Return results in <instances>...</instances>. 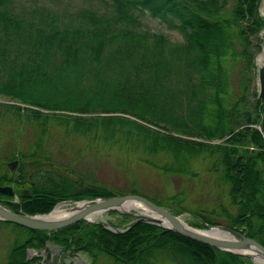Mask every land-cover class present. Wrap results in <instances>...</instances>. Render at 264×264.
I'll use <instances>...</instances> for the list:
<instances>
[{
  "label": "trees",
  "instance_id": "1",
  "mask_svg": "<svg viewBox=\"0 0 264 264\" xmlns=\"http://www.w3.org/2000/svg\"><path fill=\"white\" fill-rule=\"evenodd\" d=\"M14 1L0 0V69L9 72L10 78L18 77L17 82L4 83L7 94L37 107L65 111L51 113L63 120H72L75 126L84 124L87 128L90 123L94 126L97 123L105 135L115 136L119 133L116 128L124 129L125 136L136 134V138L146 143L143 148L146 147L148 153L170 151L177 165L158 167L163 172L189 174L186 161L200 147L208 148L209 154L218 150L224 176L230 184L231 202L237 205L236 213L228 215L227 226L243 228L247 236L264 246V137L258 130L244 128L249 148L240 146L243 136L240 132L232 134L224 145L204 144L154 130L125 115L145 120L151 113L154 121L172 122V117L165 116L157 90H164L166 82L176 76L178 84H184L187 92L185 99L182 98L185 120L175 123L180 128H174L188 136H201L202 129L211 138L233 132L236 118L241 114L239 107L246 97L243 95L227 106L226 56L231 46L230 32L236 27L243 37L242 57L248 68L250 57L246 47L250 41L243 36L241 22L246 23L249 33L264 27V18L257 11L259 0H234L230 19L221 14L227 0H110V16L85 10L82 17L86 25L75 28L60 26L56 18L49 19L51 14L39 9L26 15H12L6 4ZM138 10H146L178 30L184 41L170 45L163 34L143 29L136 14ZM84 76L93 79L89 80L93 88L80 86L86 79ZM27 89L36 92L30 93ZM161 97L162 100L167 97L170 103L175 100L173 93ZM149 100L154 102L149 103ZM255 105L253 116L256 117L246 116L245 120L261 124L264 131V101L257 100ZM176 107H182L181 103H172L170 109ZM29 111L33 116H48L39 110ZM66 111L91 115L73 116ZM105 112L122 114H98ZM189 124L196 130H186ZM253 146L255 151L250 149ZM1 178L0 175V184ZM64 179L63 183L57 181L50 188L57 196L54 201L44 203L46 196H39L37 203L23 206L9 203V208L15 212L21 209L27 214L46 213L61 200L114 194L104 186L83 184L80 187L77 182ZM40 191L48 190L42 186ZM176 198L172 196L168 200ZM153 202L165 207L158 201ZM201 221L218 223L202 216V220L191 225L201 228ZM0 224L22 231L11 245L5 264L33 263L26 257L27 249H39L48 240L68 251L89 254L91 264H95L100 253L121 264H253L248 258L144 222L124 232H113L99 224H85L84 220L50 233L17 224Z\"/></svg>",
  "mask_w": 264,
  "mask_h": 264
},
{
  "label": "rangeland",
  "instance_id": "2",
  "mask_svg": "<svg viewBox=\"0 0 264 264\" xmlns=\"http://www.w3.org/2000/svg\"><path fill=\"white\" fill-rule=\"evenodd\" d=\"M263 2L264 0H259L257 11L264 18L260 11ZM110 3V0H15L10 4H6V6L12 15L17 16L30 14L33 9H39L42 12L51 14L49 19L56 18L55 21H58L60 26L75 28L86 25L82 17L85 10H90L99 16H110ZM233 3L234 0H227L221 10V14L229 19L232 17ZM136 14L143 29H147L151 33L163 34L170 45H176L184 41L178 30L170 27L159 18L151 16L148 11L138 10ZM241 24L244 26L245 31L243 36H247L250 41L246 47L250 57V65L245 68L246 59L242 57L244 55V52L242 53L244 41L243 37L238 34L236 27H233L230 32L231 46L226 56V67L229 74L228 90L225 95L227 106H230L234 101H238L243 95L246 97L239 107L241 114L236 118L237 123L234 125L233 132L221 138H211L208 136V132L202 129L199 130L201 136H188L185 132L178 131L176 128L180 127H176L177 124L175 123L185 120L186 112L184 111L185 106L182 98L185 99L187 90L184 84H178L176 76L166 82L164 90H157L163 104V110L166 112L165 116L172 117L173 119H170L172 122L154 121L150 112L146 115V121L129 114L125 115L154 130L204 144L224 145L232 134L240 132V134H243L241 142H239L240 146L249 148V145L246 144L248 140L245 137L246 130L243 131L247 126L258 130L264 137L261 124L246 122L245 120L246 116L256 117L253 115L256 112L255 103L259 86L258 66L255 64L254 57L262 49L263 39L260 37V33L264 27L256 33H249L246 23L242 21ZM149 44H151L150 41ZM91 76L94 77L95 75ZM84 77L86 79L82 80L80 86L93 88V84L89 81L93 79H89L87 76ZM8 81L17 82L18 77L16 78L13 75L10 78L9 72L0 69V166L2 167H0V171L1 169H8L6 162L12 157L17 156L27 162L30 159L28 155L33 154L41 160V163L49 161L59 170L63 168L65 170L63 173L72 174L71 176L75 180L77 179L80 185L104 186L114 194H127L132 190H136L138 194L164 204L165 208L173 212L174 215H181L183 221L190 227H194L191 223L202 220V216L218 222L216 225L227 226L230 221L228 215L236 213L237 205L231 202L230 184L224 176V165L218 150H215L213 154H209L208 148L205 146L200 147L199 151L186 161L188 169L191 171L189 174L163 172L158 167L165 164L177 165L170 151H158L150 154L147 152L146 147L143 148L146 143H142L134 133L131 136H125L123 134L124 129L116 128L119 133L110 136V134H102L101 126L97 123L95 126L90 123L87 128L84 124L75 126V123H71L72 120H63L51 113L65 111L37 107L12 94H7L5 92L6 86L3 85ZM7 88L12 89L10 86H7ZM27 91L30 93L36 92L34 89H27ZM171 93L174 94L175 99L171 102L173 104L181 103L182 107L170 109L172 105L170 99L167 97L165 100L161 99V96H169ZM152 102L154 101L149 100V103ZM30 109L39 110L42 114L48 116H33V113L29 111ZM66 112L81 117L91 115L90 113L84 115L85 113ZM98 114L117 115L122 113L105 112ZM185 129L196 130L191 124H189V128ZM250 149L255 151L256 147L253 146ZM172 196L177 198L169 201V197ZM95 220L104 221L115 226L118 230L126 226L130 228L133 222V219L129 216L126 218L121 214L111 212H103ZM21 233L22 231L10 225L0 224V264H5L6 255L11 245L15 242L16 236ZM30 250L32 251L28 254L26 251V257L33 261L31 264H57V259H59L60 264H91L92 261L90 255L83 251H68L49 240L41 248H31ZM95 264L121 263L115 262L105 253H100L95 260Z\"/></svg>",
  "mask_w": 264,
  "mask_h": 264
},
{
  "label": "water",
  "instance_id": "3",
  "mask_svg": "<svg viewBox=\"0 0 264 264\" xmlns=\"http://www.w3.org/2000/svg\"><path fill=\"white\" fill-rule=\"evenodd\" d=\"M257 72L259 86L257 99L264 101V68H258ZM0 193L13 194L9 186H0ZM59 205H68L74 209L63 218H47V215ZM107 211H118L130 216L133 219L130 226L140 222L154 224L221 251L248 258L253 264H259L256 259L264 262V246L247 236L243 228L236 229L220 224L211 225L204 221H201L203 226L201 229L190 227L183 221L181 215H174L167 208L135 193L65 200L56 204L49 212L37 214L13 212L0 204V221L47 232L57 231L81 220H84L85 224L98 223L113 232H123L129 228L118 230L104 221L95 220L97 216Z\"/></svg>",
  "mask_w": 264,
  "mask_h": 264
},
{
  "label": "flooded vegetation",
  "instance_id": "4",
  "mask_svg": "<svg viewBox=\"0 0 264 264\" xmlns=\"http://www.w3.org/2000/svg\"><path fill=\"white\" fill-rule=\"evenodd\" d=\"M30 158L27 162H24L19 157H12L6 162L8 169H1V184L0 186H9L13 194L1 193L0 204L4 207H9V203H17L23 206L27 203H37L39 196H46L44 203H50L55 200L57 196L50 188L57 181L64 182V178L68 182H77L80 187V183L75 180L67 173H63L65 170H59L53 163L46 161L41 163L40 159L36 158L34 155H28ZM31 166V167H30ZM1 167V166H0ZM30 167V168H29ZM2 168V167H1ZM62 176L64 178H62ZM42 186H44L48 191H40ZM6 204V205H5ZM12 210L11 208H8ZM18 212L23 213L21 209Z\"/></svg>",
  "mask_w": 264,
  "mask_h": 264
},
{
  "label": "bare ground",
  "instance_id": "5",
  "mask_svg": "<svg viewBox=\"0 0 264 264\" xmlns=\"http://www.w3.org/2000/svg\"><path fill=\"white\" fill-rule=\"evenodd\" d=\"M260 11L261 14L264 16V2L261 3ZM260 37L263 39L262 49L255 54L254 60L258 68L261 67L264 68V29L261 31ZM73 209L74 207H69L67 205H59L49 215H47V218L49 219L63 218L64 216L70 214L73 211ZM256 260L259 262V264H264L263 261H260L259 259Z\"/></svg>",
  "mask_w": 264,
  "mask_h": 264
}]
</instances>
